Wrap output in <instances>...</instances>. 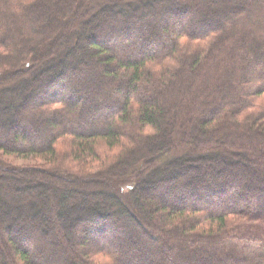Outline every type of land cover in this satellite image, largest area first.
Listing matches in <instances>:
<instances>
[{
  "label": "trees",
  "instance_id": "1",
  "mask_svg": "<svg viewBox=\"0 0 264 264\" xmlns=\"http://www.w3.org/2000/svg\"><path fill=\"white\" fill-rule=\"evenodd\" d=\"M219 1L0 0V152L47 164L0 161V264H264V0Z\"/></svg>",
  "mask_w": 264,
  "mask_h": 264
},
{
  "label": "rangeland",
  "instance_id": "2",
  "mask_svg": "<svg viewBox=\"0 0 264 264\" xmlns=\"http://www.w3.org/2000/svg\"><path fill=\"white\" fill-rule=\"evenodd\" d=\"M184 1V0H183ZM214 3H215V5H217V6H219L221 3H220V1L219 0H214ZM142 12H143V10H142ZM150 12V13H149ZM149 12H146V14L147 15H145L144 13L145 12H143V14L146 16H143L144 18H143V20L141 21L143 24H141V27H144L145 25V20H146V18L149 16V14H151V13H153V12H156V10H154V9H151ZM108 13H106V14H102L101 16H100V19H99V17H97L99 20H102V19H104L105 18V16L107 17L108 15H107ZM181 14V13H180ZM179 15V13L176 15V16H178ZM96 18V19H97ZM95 19V18H94ZM97 22H99V21H97ZM140 22V23H141ZM220 22L222 23V21L220 20ZM94 24H95V22H94ZM127 34V33H126ZM126 36V35H125ZM124 36V37H125ZM99 38H101V37H99ZM105 38H108V37H105ZM126 38V37H125ZM159 39H161V34L159 35V33L157 34V39L156 40H154L153 41V43H152V46L154 47V44H157V43H159L160 42V40ZM99 40V39H98ZM104 40H107V39H104ZM146 46H148V45H146ZM150 47V46H149ZM153 47H151V49H153ZM95 57V54H93V58ZM92 58V59H93ZM91 59V62H92V64L94 63L95 64V59H93L92 60ZM87 62H85L83 65H84V67H88L89 65H91V62L89 63V61L88 60H86ZM72 77L73 78H70V80L72 79V81H75V79H76V76L75 75H72ZM91 78V81L92 82H96L97 81V78H95V77H90ZM23 79H25V81H26V77H24ZM69 79H68V83L66 82L65 83V85L64 84H62V86H61V84H51V85H49V87L48 86H44L43 87V90H45V89H49V92H47V94L46 95H42V96H40V98L41 99H39L40 101H44V103H49V102H51L50 100H56V99H59V98H62V96H65V95H67V96H69V94H67V87L69 86V84H70V81ZM73 83V82H72ZM71 85V84H70ZM23 86L24 87H26L27 86V83H25V82H23ZM87 93H88V90H87V88L86 89H83V88H80L79 89V94L78 95H75V96H71V94H70V97L69 98H71V97H74L73 99H75V100H77V98L79 99V96L80 97H82L83 95H87ZM33 96V95H32ZM38 99H36V98H31V99H29V105H32V106H34L33 108H32V110H30L29 109V111H28V113H29V117H30V120H24V122H23V124L24 125H26V126H28V127H32L33 125V121L31 120V119H33V120H35V121H37V122H39L40 120H41V118H42V116H40V114L39 115H37V113L35 112V110H36V108H38L37 106H36V104H37V102L39 101ZM48 120V118L47 117H45V120ZM64 126H66V125H64ZM41 130H42V128H41ZM37 131H40V129L39 130H37ZM44 131V133L42 132V134L44 135V137L45 138H47V136H48V134H49V132L47 131V130H43ZM54 131V129H50V132L52 133ZM33 132H35V131H33ZM35 135H39V133H34V134H32V133H27V139H28V141H29V143L32 141V142H34L35 141V139L33 138V136H35ZM6 141H8V142H11V140H10V138L9 137H7V139H6ZM17 145V144H16ZM17 146H20L19 144L17 145ZM0 161H3V162H6L7 164H9V165H11V166H14V167H16V168H26V169H28V168H39V167H44L45 165H47V164H45L43 161H40V160H38V159H35V158H22V157H19V156H15V155H5V154H3L2 152H0ZM71 170H76V167H72L71 168ZM247 173H249V174H251V171L250 172H247ZM2 180H1V178H0V187H2L3 188V186H1L2 185V182H1ZM11 187H13V188H15V189H17V187L15 186V185H11ZM64 187H66V186H58V187H56L57 189H56V193H53L52 192V194L55 196V197H57L58 195L61 197V198H63L64 197V193L65 192H63V190L65 191L66 189L68 190V191H70V188H68V187H66V188H64ZM3 190H4V188H3ZM41 189L40 188H34V189H32V190H30V189H27V188H25V189H23V190H19V189H17L16 191V194L14 195V197L12 198V201H15V205L17 204H20V203H22V201L23 200H25V199H28V198H30L31 197V194L30 193H34V197H36V195H38V197L40 196L41 198H43V196L41 195V194H39V191H40ZM160 199L161 200H167V199H169V195H167V194H165L164 196H161L160 197ZM221 203L222 202V199H219V201H218V203ZM217 203V202H216ZM175 204V203H174ZM176 204H178V203H176ZM175 204V205H176ZM20 210H22L21 208H19L18 209V213H19V211ZM22 213H23V211H22ZM20 215V214H19ZM21 216V215H20ZM111 223V222H110ZM121 224V223H120ZM124 229V228H123ZM122 231V230H121ZM121 231L119 230V231H117V232H111L110 231V234H108L107 235V237H106V239H107V241L110 243V247H112V249L113 250H115V245H118V244H121V242H125L126 241V236H129L130 237V239H133L134 237H136V235L135 234H131V233H126V234H123V233H121ZM128 234V235H127ZM75 237L73 238V241H75V239H77L78 238V234H75L74 235ZM134 236V237H133ZM29 237H30V235H29ZM32 237H34V240H35V243L36 244H33V245H30L29 243H27L26 244V241H24V242H22V245H24V244H26V248L27 249H29V250H33L36 246H39L38 244H39V242H37L38 241V239H37V232H32ZM67 237V236H66ZM128 237V238H129ZM2 238H3V242H6V241H8V240H6V236L4 237V236H2ZM169 239V238H168ZM66 240H67V242H72V240H70V239H68V237L66 238ZM125 243H127V242H125ZM9 248H10V245L8 246ZM153 247V246H152ZM156 246H154V248H155ZM70 248V247H69ZM140 248V247H139ZM11 249V248H10ZM71 249H73V250H76L77 252L80 250V251H84V250H82L83 248L82 247H80V246H76V245H72L71 246ZM205 253L206 254H208V252H206L205 251ZM142 255V256H141ZM141 257L142 258H144V260H143V264H152V263H150L151 262V260H149V259H147V258H145V256H143V255H146V254H142L141 253ZM147 257V256H146ZM162 261V260H161ZM131 263V262H130ZM133 263V262H132ZM38 264H41L40 262L38 263ZM134 264V263H133Z\"/></svg>",
  "mask_w": 264,
  "mask_h": 264
}]
</instances>
